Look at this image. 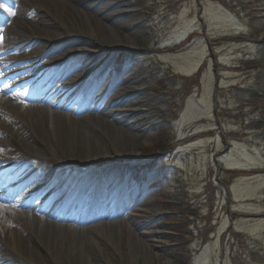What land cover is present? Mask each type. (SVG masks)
<instances>
[{"label":"rangeland","instance_id":"obj_1","mask_svg":"<svg viewBox=\"0 0 264 264\" xmlns=\"http://www.w3.org/2000/svg\"><path fill=\"white\" fill-rule=\"evenodd\" d=\"M83 1H69L63 7L46 0L43 11L37 4L23 0L24 26L28 30L34 21L44 17L56 30L67 19L80 18L85 8ZM92 1L102 6L107 0ZM130 1L134 5L123 7L130 13L124 18L128 25L116 33L124 44L118 50L107 47L112 44L107 31L100 29V34L88 40L85 33L90 31L80 28L82 34L71 35L72 39L64 44L55 46L42 41L39 48H33L35 51L24 50L14 58L8 53V46L14 45L10 35L0 36V71L4 70L0 88H13L9 94H1L8 102L0 106V154L19 153L15 140L8 135L15 120H23L35 103L37 87L54 83L46 94L50 105L70 101L78 109L90 94L99 96V91L106 90L108 76L115 77L126 67L139 76L130 92L139 91V97L146 102L149 120L145 119L144 124L149 123L150 128L145 133L134 131L129 153L122 151L115 157L111 152L113 144L95 139L92 147L101 155L89 153L90 160H80V164L96 168L114 160L120 176L106 187V171L96 174L89 168L84 172L73 167L57 169L51 163L38 162L34 178H46L28 189L35 195L54 179L61 180L58 186L74 180V188H80L83 180L94 178L84 200L75 195L70 201V197L57 200L59 187L46 193L48 203L57 200L54 215L63 217L66 207L71 209L75 204L77 212L82 213L102 203L103 198L109 199V210L119 212L112 219L100 216L89 222L88 217L87 224L78 221L84 215L75 218L78 223L69 221L74 234L80 230L81 244L77 245L70 231L65 240L75 251L69 256L61 248V263L179 264L170 254L182 247L183 263L189 258V264H264V217H247L264 214V0ZM8 4V0H0L1 20L11 10ZM0 27L4 28L5 23ZM14 28L19 33L25 29ZM54 32L47 38L68 35L65 31ZM192 34L195 38L189 40ZM102 35L107 37L104 44L99 42ZM46 53V63L36 73L33 85L17 86L28 80L21 76L4 82L25 64L23 61ZM67 60L71 63L63 69ZM116 93L108 90L102 98L114 113L119 110ZM66 141L69 144L71 139ZM8 146L11 151H7ZM57 150L58 155H51L67 161L66 152ZM3 158L0 155V170L4 171L8 166ZM7 182L0 180V193L12 188ZM135 197L140 200L132 206ZM26 212L29 222L16 226L28 232L34 229L35 218L58 223L45 211ZM111 221L119 225L118 230L111 232L106 227L98 234L91 232ZM140 224L143 226L138 227ZM17 227H11L17 234L14 241H7L2 233L0 264H33L22 263L15 255H25L22 238L27 237ZM137 229L147 233L140 245L131 237Z\"/></svg>","mask_w":264,"mask_h":264},{"label":"bare ground","instance_id":"obj_2","mask_svg":"<svg viewBox=\"0 0 264 264\" xmlns=\"http://www.w3.org/2000/svg\"><path fill=\"white\" fill-rule=\"evenodd\" d=\"M29 1L32 4H37L43 11L46 10L44 5L46 0ZM69 1L75 0H51L54 6L59 4V6L63 7L68 6ZM8 2L9 9L11 10L4 14L2 20L0 19V24L5 23L4 28L0 27V36L10 35L14 45L8 46V53H11V56L14 58L21 51H35L43 42H53L55 46L64 44L66 41L72 39L71 35H81L80 28L85 32L90 31V33H85L88 40L95 36L96 33L100 34V29L107 31L112 37V44L107 47H114L115 50H118L124 44L116 36L117 30L128 25L124 18L130 15L129 11L124 10L123 7L134 5V2L130 0H107L102 6H99L98 3L92 0H84V13L82 15L79 14L80 18L78 20H74L71 17L69 20L67 19V23L59 24L56 30H54L55 28L53 29V27L44 21V17H41L39 21L33 22L31 28L26 30L23 21V17L26 15V10L22 7L23 0H8ZM114 8H117L116 11L110 12ZM76 21H80L81 24L78 25ZM109 22L114 23L108 25ZM20 26L25 28L21 33L17 32L14 28ZM262 28L264 29V25ZM54 31H65L68 35L61 39L55 37L49 38L55 33ZM42 32L46 33V36L41 37L40 34ZM30 34L33 37L30 38ZM47 36L49 37L47 38ZM194 38L195 35L192 34L189 40ZM106 40L107 37L102 35L99 42L104 44ZM50 52L51 50L48 53ZM48 53L43 57H34L23 61L25 62V64H22L23 67L21 66L19 69L14 70L10 76L4 79V82L9 83L13 77L21 76V78L28 79L23 82L21 81L22 83L26 82L33 85L34 77H36V73L40 72L42 66L45 65V57L49 55ZM19 63L21 61L15 63V65H19ZM70 63L71 61L69 60L65 61L63 69L68 67ZM1 73H4V70L0 71ZM138 77L128 71L126 67H123L115 77L108 76L106 78V90L99 91V96L90 94L78 109L72 106L70 101L56 107L50 105V98L46 94L53 89L54 83L51 82L46 87L36 88L37 97H33V99L35 98L33 100L35 103L27 109V116L23 120H15V125L12 126L8 135V138L15 140V148L19 153L17 155H10L8 152L0 154L4 157V162H7L8 166V169L4 171L3 169L0 170V180L3 179L4 183L8 181V185L12 187L6 192L0 193V238H2V233H4L7 241L15 240L17 234L11 227H17L16 225L19 222H29V216L25 211L32 210L28 205H30V201L35 197H42L44 199L46 193L59 187L56 193L57 200L70 197V201L74 195L81 200L86 198L90 186L95 182L94 178L83 180L80 188L79 186L74 188V180L58 186L61 180L54 179L49 181L47 186L40 189L35 195H31L28 192L30 187L35 186V182L37 185V183H40V180L42 181L46 178L43 175L37 179L34 178L39 167L38 162L54 158L51 154L58 155L57 148H60L63 152L65 151V156L68 157L67 161L58 159L59 161L75 165L79 164V167H87L88 165L80 164L82 158L90 160L89 153L97 157L101 155L99 149L92 147L95 139H101L106 143L113 144L111 152L116 157L117 155L120 156L122 151L130 152L134 131L145 133L149 130V123L147 125L144 124L145 119L149 120L147 110L145 109L146 102L139 97V91L130 92L133 88L132 86L138 83ZM111 89H114L119 96L118 101L115 102V105L119 108L116 113L109 111L102 102L105 92ZM12 91V87L0 88V106L8 102V99L1 94H9ZM42 105L47 106L49 110L43 108ZM82 111L85 113L80 114ZM13 118L15 119L14 116ZM45 133L48 136H45ZM67 138L71 139L69 144L66 141ZM74 138L76 141H72ZM10 149L12 148L9 147L7 151H11ZM90 165L89 169L95 171L96 174L106 171L103 176V181L107 185L106 187L120 176V170L114 165V160L105 163L101 168H96L93 164ZM156 166H158V163H156ZM9 177L11 178L8 179ZM24 200L28 201L25 203ZM139 200L140 198L135 197L131 205L134 206ZM71 202L73 201L71 200ZM56 203L57 201H55ZM77 207L76 204L72 206V213L77 211ZM45 208H49V215L53 213L52 211L56 210V208L52 207V203L45 207L43 206V212ZM113 214L118 215L119 212L109 210V199L103 198L102 203L93 205L91 208L85 210L84 216L78 221L86 222L87 224L88 217H91V221H94V219H98L100 216L104 219H112L114 217ZM76 217L77 213L71 214L69 217L64 216V218L73 220H76ZM247 217L260 218L264 217V214L262 216L249 215ZM142 226V224L138 225V227ZM145 226L149 227V224ZM68 227L67 225H63L62 227L60 224L48 222L47 220H38L37 218L34 220V229L31 232L17 227L16 230L25 233L27 237L22 238L23 240L21 239L26 244L25 255H20L19 253L15 255L19 256L22 263L29 261L33 264H62L59 260L61 248H65L69 256L75 251V247L68 245L65 240L70 231H73ZM106 227L111 232L119 229V225L115 221H111L106 225L96 226V228L91 229V232L98 234L100 233L99 229L103 231ZM74 232V241L80 246L81 232L80 230L76 231V234ZM146 235V232H141L138 229L131 232L132 240L137 245H140L141 239L146 238ZM31 259H35L38 263ZM70 261L72 262L71 257H69ZM80 263L76 261L74 264ZM158 263H162V260H159Z\"/></svg>","mask_w":264,"mask_h":264},{"label":"trees","instance_id":"obj_3","mask_svg":"<svg viewBox=\"0 0 264 264\" xmlns=\"http://www.w3.org/2000/svg\"><path fill=\"white\" fill-rule=\"evenodd\" d=\"M161 148V147H160ZM173 229L177 230L175 232H178V229H176V227L174 226ZM174 249V248H173ZM183 248L179 247V248H175L173 253L170 254L171 257H173L179 264H189V258L187 259V261L185 263H183L184 258H183V254H182Z\"/></svg>","mask_w":264,"mask_h":264}]
</instances>
